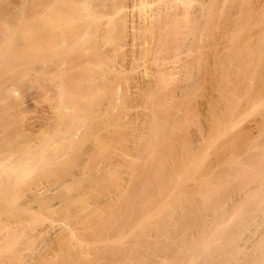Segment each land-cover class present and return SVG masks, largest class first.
Instances as JSON below:
<instances>
[{"label":"bare ground","instance_id":"1","mask_svg":"<svg viewBox=\"0 0 264 264\" xmlns=\"http://www.w3.org/2000/svg\"><path fill=\"white\" fill-rule=\"evenodd\" d=\"M226 1L0 0V264H264V122L230 135L222 73L264 119V36L233 35L264 0Z\"/></svg>","mask_w":264,"mask_h":264},{"label":"rangeland","instance_id":"2","mask_svg":"<svg viewBox=\"0 0 264 264\" xmlns=\"http://www.w3.org/2000/svg\"><path fill=\"white\" fill-rule=\"evenodd\" d=\"M7 1L9 2V1H11V0H7ZM24 1H25V0H23V2H22V0H21L20 3H17L18 5L14 4V6L16 5L15 7L19 6V4L21 5V7L24 6V8L22 7L23 9L20 7L22 13H23L24 9H27V10H28L29 8H30V10H28V11L25 10V12H26L27 14H30V12H31L32 9H33L34 11H35V10H39V8H38V7H39V6H38L39 4H38V3H37V5L35 4V3H36V2H35L36 0H35V1L32 0V2H34V4H32V2H29V3H28V5H30L29 7H27V5H22V4H21V3L26 4L27 1H26V2H24ZM29 1H31V0H29ZM223 1H224L225 3L227 2L226 0H223ZM234 1H235V5H234V7H233V10H234V11H235V9H239V7H240V8H241V7H242V8L245 7V4H244V3H246V2H245L244 0H242V1H244V2L241 3L242 5L244 4L243 6H240V5L238 6V3H236L237 0H234ZM239 1H241V0H239ZM239 1H237V2H239ZM248 1H249V0H248ZM248 1H247V2H248ZM16 2H19V0H18V1L16 0ZM12 3H13V2H11V4H12ZM248 3H250L249 5H251V3H253V4H252V6H253V5H256V3H259V2H258V0H253V1L251 0V2H248ZM254 3H255V4H254ZM239 4H240V3H239ZM246 4H247V3H246ZM12 5H13V4H12ZM236 5L238 6L237 8H236ZM247 5H248V4H247ZM247 5H246V6H247ZM14 6H13V7H14ZM25 6H26V8H25ZM36 6H38V7H36ZM34 7H35V9H34ZM31 8H32V9H31ZM37 8H38V9H37ZM234 8H235V9H234ZM247 8H248V6H247ZM241 11H242V10H241ZM36 12H39V11H36ZM237 12H238V10H237ZM237 12L235 11L236 14H237ZM22 13H21V15H23ZM26 13H24V15H25ZM241 13H242L243 16H244V12H243V11H242V12H239V13H238V16L242 17V16H241V15H242ZM38 14H40V12H39ZM24 15H23V16H24ZM245 17H246V16H245ZM238 18H239V17H238ZM245 19H247V17H246ZM245 19H242V20H240V21H243V20H245ZM251 20H252L253 22H252V21H249V20H248V21L245 20V21H247V24H248V23L250 24V25H249V24H248V25L245 24V27H246L247 29L245 28V30H244V28H243V30H241V31H243V32H241V33H240V32H239V33H236V29H235V33H236V34H233V35H239L238 38H240V39H239L240 42H241L240 44L242 45V41H243V46H244V40H248V41H246V42L249 43V45H247L246 43H245V44H246L247 46H250V50L252 49L251 51H252V53H253V52H254V49L257 48V47H256V44H255L257 38H259L261 35L264 36V30H263V29H264V24L262 25V23H259L257 20H255V18H251ZM254 20L257 21L258 23H256ZM245 21H244V22H245ZM243 25H244V24H243ZM260 26H261V27L263 26V27L261 28ZM235 27H236V26H235ZM260 28H261V29H260ZM255 29H256V30H255ZM250 30L252 31V34H251V31H250ZM262 32H263V33H262ZM221 33H222V32H221ZM232 33H233V31H232ZM223 35L226 37L225 34H221V35H219V38L222 36V38H220V39H221L220 41L224 40V42L222 41L221 44H222V43L227 44V43H225V42H227V41H226L227 39H225V37H224ZM259 35H260V36H259ZM229 36H230V34L228 35V40H229ZM242 36H243V37H242ZM223 37H224V38H223ZM241 37H242V38H241ZM235 38H237V37L235 36ZM238 38H237V39H238ZM241 39H242V40H241ZM252 42H253L254 44H252ZM250 43H251V44H250ZM261 46H262V45H261ZM253 47H254V48H253ZM260 48H261V47H260ZM262 52H263V53H262ZM249 55H250V56H248V57H249V58H252V61H253V62H252L250 59H248V57H247L246 59H248V60H247V61H249L248 63H250V62H251V63H254V66H255V64H256V63H255V62H256V59H255V58H258V57H259L260 59L262 58V62H264V44H263V46H262L261 53L259 54L260 56L258 55V57H257V54H256V55L252 54V56L254 55V56L252 57L251 54H249ZM235 57H236V56H235ZM254 57H255V58H254ZM235 60H236V59H235ZM236 61H237V60H236ZM236 61H235L236 64L234 63L235 66H233V67L231 68V70H230L231 72L229 71V69L227 70L228 72H224V71L222 72L223 74L225 73V75H226V73H227V76H228V77L231 76V77H229V78H231V79L233 78V79H232V80L229 79V80L232 81L233 83L235 82V86H233V87H235V103H238V105L240 106V112H241L240 114H236V115H235V117H236V118H235V123H234L233 128L231 129L230 135H231V133L233 132L232 135L235 134V136H236V137H235V140H236V141H237V138H238V140H239V139H241V138L243 137L241 134H243L244 136H251V139H253V138L255 137V138H257V140H259V139H260L259 137H260V136L262 137V131H261V130H263V126H261V125H263V124H261V123L264 122V119H262L263 116L261 115V113H259L260 111L254 108V103H255V101H256V100H255V101L253 100V99H255L254 96L252 97V99L249 98L250 96H249V97H247V95L245 96V92H243V90L245 91V89H241V88H243V85L240 84V85H241V86H240V85L238 84V82H239L240 79H241V76H240L241 74H239V73H240V68H239V69L237 68V67H239V66H237V62H236ZM249 65L252 66L253 64H249ZM236 66H237V67H236ZM235 68H236V70H235ZM251 68H253V67H251ZM232 70H233V71H232ZM234 70H235V71H234ZM251 70H253V69H251ZM233 73H234V75H233ZM250 74L253 75L251 72H250ZM236 75H237V76H236ZM235 76H236L238 79L234 78ZM239 76H240V78H239ZM234 80H235V81H234ZM237 80H238V81H237ZM243 80H245V79H243ZM246 80H247V79H246ZM251 80H253V78H252V79L250 78V79H248L247 81H250V82H251ZM254 80H255V79H254ZM254 80H253V81H254ZM256 80H257V81H256ZM256 80H255V82H256L257 84H261V83H259V82H261L260 79H256ZM258 80H260V81H258ZM202 81H203V80H201V82H200L201 84H199L200 87H199L198 91L196 90V91L199 92V93H197V92L195 93V95H196L195 99H196V102L199 103V104L197 103V105H201L200 107H203V106H204L203 108L206 109L205 106H206V104H207V102H206V100H207V98H208L207 95L210 94V93L212 94V92H213V90H212L213 87H212V86L209 87V86L211 85L210 81L208 82L207 80H205V81H203V84H202ZM206 81H207V82H206ZM253 81H252V83H255V82H253ZM232 82H231V83H232ZM241 82H242V81H241ZM243 82H246V81H243ZM208 83H210V84H208ZM239 83H240V82H239ZM248 83H249V82H248ZM204 84H205V85H204ZM201 85H203V86H201ZM206 85H207V87H206ZM208 85H209V86H208ZM254 85H255V84H254ZM239 86H240V87H239ZM258 86H259V85H258ZM203 87H206L207 89H206V88H203ZM236 89H237V90H236ZM238 89H239V90H238ZM199 90H200V91H199ZM210 90H211V92H210ZM202 91H203V92H202ZM237 91H238V92H237ZM239 91H240V93H239ZM200 92H202V93L200 94ZM206 92H207V93H206ZM237 93H238V94H237ZM198 94H199V95H198ZM198 97H199V98H198ZM246 97H247V98H246ZM236 98H237V99H236ZM239 98H240V99H239ZM202 99H203V100H202ZM238 99H239V100H238ZM249 99H251V100H249ZM247 100H248L249 102H248ZM236 101H237V102H236ZM251 101H252V102H251ZM250 102H251V103H250ZM240 104H241V105H240ZM221 105H222V104H221ZM241 106H242V107H241ZM221 108H222V107H221ZM131 111H133V109H131ZM261 116H262V117H261ZM256 123H258V124H256ZM251 126H252V127H251ZM258 126H259V127H258ZM234 127H235V128H234ZM256 128H257V129H256ZM255 129H256V130H255ZM232 130H233V131H232ZM254 130H255V131H254ZM238 131H239V132H238ZM260 131H261V132H260ZM197 132H199V130H197ZM235 132H236V133H235ZM246 133H247V134H246ZM245 134H246V135H245ZM252 134H253V135H252ZM258 134H259V135H258ZM260 134H261V135H260ZM240 135H241V136H240ZM256 135H257V136H256ZM239 136H240L241 138H239ZM252 137H253V138H252ZM243 138H244V137H243ZM255 138H254L253 140H256ZM235 144H236V142H235ZM235 146H236V145H235ZM235 151H236V149H235ZM211 156H212V154H211ZM43 178H44V177H43ZM45 179H46V180H45ZM47 179H48V178L45 177L44 179H40V180H41V181H42V180L47 181ZM51 179L53 180V179H55V178H49L48 180L50 181ZM33 180H35V178H33L32 180H30V184H31L32 187H33V184H34V181H33ZM52 180H51V181H52ZM44 181H43V182H44ZM85 183H86V185H87V182H85ZM85 183H84V185H85ZM29 186H30V185H29ZM29 186H27V187L30 189ZM26 190H27V189H25V192H26ZM28 192H29V194H30L31 189H30V191L28 190ZM75 192H78V191L73 190L72 193H71V192L68 193V194H70V195H71V194H72V195L74 194V196L71 195V197H67V198L65 197V198H66V199L64 198L65 200L62 199V196H59V198H58V197L55 198V196H54L55 199H52V198H51L52 195H51V197H48V199L51 198L50 201H49L48 199H47V200H48L50 203L52 202V205L55 204V206L51 207L52 209H54V211H55L56 206H57V209H58V210L56 209V212H57V211H60L59 209H62V208H60L61 206L64 207L63 204H61V203H64L65 201L67 202V204H72V203H73V199H72V198L75 197ZM68 194H67V195H68ZM67 195H65V196H67ZM70 195H69V196H70ZM22 196H24V193H23ZM28 196H29V195H28ZM28 196H27V193H25V197H26V198H25V197H24V198L27 199ZM60 197H61V199H60ZM24 198H23V199H24ZM57 198H58V199H57ZM69 198H70V200H69ZM59 199H60L61 201H60ZM71 199H72V200H71ZM57 200H58V201H57ZM48 201H47V202H48ZM71 201H72V202H71ZM66 202L64 203L65 205H66ZM69 202H70V203H69ZM32 203H33V204L36 203V204H37L36 206L39 205V206H38L39 208L36 207L35 205L33 206ZM32 203H31L30 205L33 206V210H34V212L36 211L35 214H36V213L39 214V215H40V214H41V215L43 214L44 216L42 215V219L45 217V218H47V220H46V223H44V222H45V219H43V220H42V219L37 220L35 224H38L39 221H40V223L42 222V225H43V226H42L40 223H39L38 225L33 224V226H35V227H32V228L30 227L31 225H29L30 222H28V219H27V220H24V221H26V222H24V224H28V225L25 226V227H26V231H28V229H29L31 232H33L32 230L34 229L35 232H33V233H37L39 229L41 230V228L44 227V224H46L47 226H50V227L52 226V228H54L53 226H55V228L57 227V228H56L57 230H58V228L60 229V228L62 227V224H61V223H63V222L60 221V222H61V223H60V222H59V219H58V220H51V219L46 215L47 212H48V210H47L48 205H47V208L45 207V208L42 209V207H44L47 203L43 202L45 205H44L43 203H41V202H32ZM50 203H48V204H50ZM41 204H42V207L40 208ZM59 204H60V205H59ZM58 205H59V206H58ZM37 209H39V210H38L39 212H37ZM45 209H46V210H45ZM52 209H51V211H53ZM40 210H41V211H40ZM44 211H47V212H44ZM49 211H50V210H49ZM51 211H50V212H51ZM43 212L46 213V214H44ZM52 213H53V212H52ZM49 214H50V213H49ZM53 214H54V213H53ZM55 215H57V213H56ZM2 216H4V215L2 214ZM2 216H0V220H2V222H3V220H4L3 218H4V217L2 218ZM48 219H50V223L52 222L51 224H49ZM29 221H30V220H29ZM56 221H57V222H56ZM0 222H1V221H0ZM27 222H28V223H27ZM37 222H38V223H37ZM47 222H48V223H47ZM54 223H55V225H54ZM56 223H59V224H56ZM0 224H1V223H0ZM30 224H31V223H30ZM48 224H49V225H48ZM46 225H45V227H47ZM57 225H59V227H58ZM36 226H37V227H36ZM40 226H41V227H40ZM38 227H39V228H38ZM27 228H28V229H27ZM55 228H54V229H55ZM24 229H25V228H24ZM31 229H32V230H31ZM54 229H53V230H54ZM56 229H55V230H56ZM36 230H37V231H36ZM57 230H56V231H57ZM28 232H29V231H28Z\"/></svg>","mask_w":264,"mask_h":264}]
</instances>
